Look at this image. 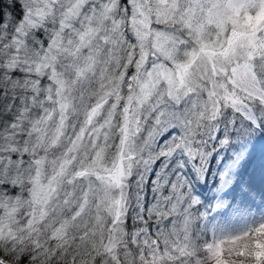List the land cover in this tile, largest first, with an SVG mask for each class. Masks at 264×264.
<instances>
[{
	"label": "snow or ice",
	"instance_id": "1",
	"mask_svg": "<svg viewBox=\"0 0 264 264\" xmlns=\"http://www.w3.org/2000/svg\"><path fill=\"white\" fill-rule=\"evenodd\" d=\"M260 133L264 0H0V264H264Z\"/></svg>",
	"mask_w": 264,
	"mask_h": 264
},
{
	"label": "bare ground",
	"instance_id": "2",
	"mask_svg": "<svg viewBox=\"0 0 264 264\" xmlns=\"http://www.w3.org/2000/svg\"><path fill=\"white\" fill-rule=\"evenodd\" d=\"M259 157V161L258 162H261V163H264V155L260 156V155H257ZM253 167H255V165H253ZM251 169L250 168H246L245 169V174H247L248 171H250ZM254 214H264V213H258L257 212V209L255 207L252 208L251 210ZM243 226V223L241 220L237 219L234 221V228L233 230L236 231L238 230L240 227Z\"/></svg>",
	"mask_w": 264,
	"mask_h": 264
},
{
	"label": "rangeland",
	"instance_id": "3",
	"mask_svg": "<svg viewBox=\"0 0 264 264\" xmlns=\"http://www.w3.org/2000/svg\"><path fill=\"white\" fill-rule=\"evenodd\" d=\"M256 145L257 155H264V133L258 134V138L252 141Z\"/></svg>",
	"mask_w": 264,
	"mask_h": 264
},
{
	"label": "clouds",
	"instance_id": "4",
	"mask_svg": "<svg viewBox=\"0 0 264 264\" xmlns=\"http://www.w3.org/2000/svg\"><path fill=\"white\" fill-rule=\"evenodd\" d=\"M262 251H264V249H261Z\"/></svg>",
	"mask_w": 264,
	"mask_h": 264
}]
</instances>
